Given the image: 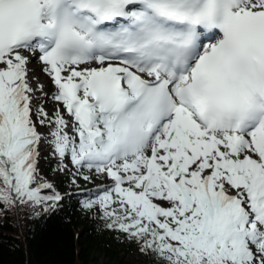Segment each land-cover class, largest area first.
<instances>
[{
  "label": "snow or ice",
  "instance_id": "obj_1",
  "mask_svg": "<svg viewBox=\"0 0 264 264\" xmlns=\"http://www.w3.org/2000/svg\"><path fill=\"white\" fill-rule=\"evenodd\" d=\"M42 144L154 264H264V0H0V200L70 195Z\"/></svg>",
  "mask_w": 264,
  "mask_h": 264
},
{
  "label": "trees",
  "instance_id": "obj_2",
  "mask_svg": "<svg viewBox=\"0 0 264 264\" xmlns=\"http://www.w3.org/2000/svg\"><path fill=\"white\" fill-rule=\"evenodd\" d=\"M55 164L49 153L40 161L45 176L67 185L63 190L70 195L59 208L0 200V264H94L101 258L112 264H137L131 254L141 255V264H154L152 256L139 251L134 241L118 239L103 226L102 217L82 207L71 175L56 170Z\"/></svg>",
  "mask_w": 264,
  "mask_h": 264
},
{
  "label": "rangeland",
  "instance_id": "obj_3",
  "mask_svg": "<svg viewBox=\"0 0 264 264\" xmlns=\"http://www.w3.org/2000/svg\"><path fill=\"white\" fill-rule=\"evenodd\" d=\"M32 68L34 69H37L38 70V80L39 82L43 83L45 85V89L44 91L49 93V95L46 97V98H42L40 96H38L36 99L38 102H43L45 103L46 107L52 111L56 105H57V101L51 96V92L54 91L55 89V85L54 83L52 82V79L51 77L49 76V74H47L44 70H43V64L40 60L38 59H33L32 60V63L30 65ZM33 75V73H32ZM34 82L35 79H34ZM41 148H42V152H41V155L42 157L44 156V154L46 153H49L50 154V145H45V144H42L41 145ZM66 170H69L70 171V175H73V170L71 168L69 169H66ZM49 179H52L54 180V176L49 178ZM107 178H104V177H100V176H97L95 177L94 181L92 182H89L83 178H80L79 179V184H82V183H86L88 182L90 184V186H92V188L95 186V185H101V184H104L105 181H106ZM86 187H89V185H86ZM130 257H135L137 258V264L140 263V261H143V257L141 255H137V254H131ZM94 264H112V262H110L107 258H101L100 261L98 263H94ZM141 264V263H140Z\"/></svg>",
  "mask_w": 264,
  "mask_h": 264
},
{
  "label": "bare ground",
  "instance_id": "obj_4",
  "mask_svg": "<svg viewBox=\"0 0 264 264\" xmlns=\"http://www.w3.org/2000/svg\"><path fill=\"white\" fill-rule=\"evenodd\" d=\"M30 65H31V64H30ZM30 65H29V67L32 69L30 75H31L32 77H34V78H38V70L32 68ZM32 73H33V75H32Z\"/></svg>",
  "mask_w": 264,
  "mask_h": 264
}]
</instances>
